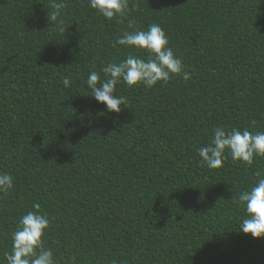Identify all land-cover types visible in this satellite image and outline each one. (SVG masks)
<instances>
[{"label":"trees","instance_id":"1","mask_svg":"<svg viewBox=\"0 0 264 264\" xmlns=\"http://www.w3.org/2000/svg\"><path fill=\"white\" fill-rule=\"evenodd\" d=\"M63 2L61 32L53 0H0V172L14 177L0 193V264L35 203L56 264H264V236L240 230L238 201L264 156L209 168L198 152L217 126L264 132V0H129L110 20L88 0ZM153 23L190 78L121 81L126 105L109 111L87 76L147 59L113 45Z\"/></svg>","mask_w":264,"mask_h":264},{"label":"clouds","instance_id":"2","mask_svg":"<svg viewBox=\"0 0 264 264\" xmlns=\"http://www.w3.org/2000/svg\"><path fill=\"white\" fill-rule=\"evenodd\" d=\"M89 7L96 10L106 19L126 17L129 11V0H88ZM54 11L49 16L51 22H56L59 30L64 31L62 10L66 7L63 0H53ZM134 21L129 20V28ZM144 49L148 58L144 59L134 54L119 62H110L102 68L107 79L102 80L96 71H91L86 79L87 87L94 98L104 103L109 111L119 112L121 105H126L123 96L115 94V86L123 81L128 86L143 84L153 87L158 82H167L173 75H182L184 80L190 78V73L173 50L169 47V39L158 24H151L147 30L125 31L115 41L116 45ZM63 84L68 87L70 79L64 78ZM199 156L209 168H219L227 156L232 160H240L251 165L255 157L264 156V132L252 133L247 129L227 130L217 126L213 137L205 146L198 149ZM257 181L249 189L243 191L238 201L245 206L247 217L241 222L240 230L250 233L253 237L264 236V176L256 173ZM14 187V177L9 172H0V193H7ZM33 211L22 215L12 235V250L5 253L7 264H56L51 248L45 247L43 237L50 227L48 215L41 211V205L35 203ZM112 264H117L113 260Z\"/></svg>","mask_w":264,"mask_h":264}]
</instances>
